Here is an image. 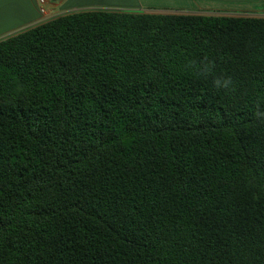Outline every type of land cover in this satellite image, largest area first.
<instances>
[{"label": "trees", "instance_id": "trees-1", "mask_svg": "<svg viewBox=\"0 0 264 264\" xmlns=\"http://www.w3.org/2000/svg\"><path fill=\"white\" fill-rule=\"evenodd\" d=\"M257 113L264 16L87 10L0 40V264H264Z\"/></svg>", "mask_w": 264, "mask_h": 264}, {"label": "crops", "instance_id": "crops-1", "mask_svg": "<svg viewBox=\"0 0 264 264\" xmlns=\"http://www.w3.org/2000/svg\"><path fill=\"white\" fill-rule=\"evenodd\" d=\"M108 0H45L41 5L38 0H0V40L20 32L27 31L54 18L78 13L91 3ZM233 1L235 4H232ZM87 4V5H86ZM95 5V4H94ZM101 5V4H100ZM247 8H244L246 7ZM44 7L48 15L40 12ZM115 8L97 10H116L117 12H161V13H197L206 15L246 16L244 12L264 14V7L256 0H124ZM88 10H94L89 7ZM239 10L235 13L230 10ZM94 10V11H97ZM87 11V10H86ZM212 12L213 14H210ZM214 12H222L214 14ZM264 16V15H255Z\"/></svg>", "mask_w": 264, "mask_h": 264}, {"label": "rangeland", "instance_id": "rangeland-1", "mask_svg": "<svg viewBox=\"0 0 264 264\" xmlns=\"http://www.w3.org/2000/svg\"><path fill=\"white\" fill-rule=\"evenodd\" d=\"M57 1H60V0H57ZM122 1L124 0H108V2L106 1H101V2H98V3H91V4H86L87 6H83L84 8H79V11L82 12V11H86L88 9H90L89 7H94V10H97V9H109V8H115L113 6H116L119 5V3H121ZM256 2H261L262 3V6L264 7V0H256ZM232 4H235L233 1H231ZM95 4V5H94ZM101 4V5H100ZM244 8H247L244 7ZM230 11H233L235 13H239L240 11L239 10H235V9H231ZM217 13H222V12H214V14H217ZM210 14H213L212 12H210ZM243 14H248V15H251V16H255V15H264L263 13H259V14H253L251 12H244Z\"/></svg>", "mask_w": 264, "mask_h": 264}, {"label": "clouds", "instance_id": "clouds-1", "mask_svg": "<svg viewBox=\"0 0 264 264\" xmlns=\"http://www.w3.org/2000/svg\"><path fill=\"white\" fill-rule=\"evenodd\" d=\"M205 71H208L207 66H205ZM230 83H231L230 79H223V80H221V79H216V80L214 81V84H215V86H216L217 88H221V87H223V88H227V87L229 86ZM257 115H258V116H262V117H264V113H257Z\"/></svg>", "mask_w": 264, "mask_h": 264}, {"label": "built area", "instance_id": "built-area-1", "mask_svg": "<svg viewBox=\"0 0 264 264\" xmlns=\"http://www.w3.org/2000/svg\"><path fill=\"white\" fill-rule=\"evenodd\" d=\"M38 1L41 5H43L45 3V0H38ZM40 12H41V14H43L45 16L48 15V12L44 7H41Z\"/></svg>", "mask_w": 264, "mask_h": 264}]
</instances>
